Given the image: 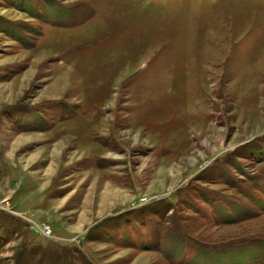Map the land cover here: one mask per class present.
<instances>
[{"label":"rangeland","instance_id":"rangeland-1","mask_svg":"<svg viewBox=\"0 0 264 264\" xmlns=\"http://www.w3.org/2000/svg\"><path fill=\"white\" fill-rule=\"evenodd\" d=\"M0 264H264V0H0Z\"/></svg>","mask_w":264,"mask_h":264},{"label":"built area","instance_id":"built-area-1","mask_svg":"<svg viewBox=\"0 0 264 264\" xmlns=\"http://www.w3.org/2000/svg\"><path fill=\"white\" fill-rule=\"evenodd\" d=\"M41 235H42L44 238H46V239H50V238H52L50 232L47 231V230H46V231H43V232L41 233Z\"/></svg>","mask_w":264,"mask_h":264}]
</instances>
